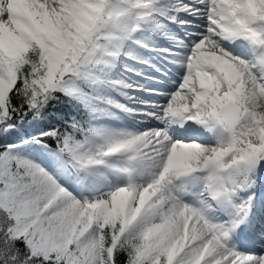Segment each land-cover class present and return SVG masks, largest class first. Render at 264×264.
<instances>
[{"label": "snow or ice", "instance_id": "snow-or-ice-1", "mask_svg": "<svg viewBox=\"0 0 264 264\" xmlns=\"http://www.w3.org/2000/svg\"><path fill=\"white\" fill-rule=\"evenodd\" d=\"M0 264H264V0H0Z\"/></svg>", "mask_w": 264, "mask_h": 264}]
</instances>
